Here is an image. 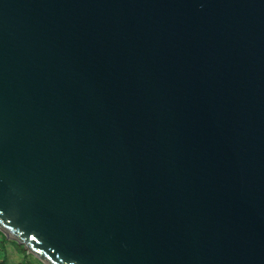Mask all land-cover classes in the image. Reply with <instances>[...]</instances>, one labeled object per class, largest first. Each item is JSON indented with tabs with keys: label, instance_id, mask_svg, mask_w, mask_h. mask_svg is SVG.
<instances>
[{
	"label": "water",
	"instance_id": "obj_1",
	"mask_svg": "<svg viewBox=\"0 0 264 264\" xmlns=\"http://www.w3.org/2000/svg\"><path fill=\"white\" fill-rule=\"evenodd\" d=\"M0 231L44 264H264V0H0Z\"/></svg>",
	"mask_w": 264,
	"mask_h": 264
},
{
	"label": "rangeland",
	"instance_id": "obj_2",
	"mask_svg": "<svg viewBox=\"0 0 264 264\" xmlns=\"http://www.w3.org/2000/svg\"><path fill=\"white\" fill-rule=\"evenodd\" d=\"M0 263L1 264H44L27 248L0 231Z\"/></svg>",
	"mask_w": 264,
	"mask_h": 264
},
{
	"label": "trees",
	"instance_id": "obj_3",
	"mask_svg": "<svg viewBox=\"0 0 264 264\" xmlns=\"http://www.w3.org/2000/svg\"><path fill=\"white\" fill-rule=\"evenodd\" d=\"M1 264V263H0Z\"/></svg>",
	"mask_w": 264,
	"mask_h": 264
}]
</instances>
